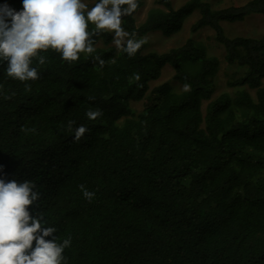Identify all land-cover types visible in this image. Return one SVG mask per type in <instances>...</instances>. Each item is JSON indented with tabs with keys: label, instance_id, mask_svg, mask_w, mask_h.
<instances>
[{
	"label": "trees",
	"instance_id": "1",
	"mask_svg": "<svg viewBox=\"0 0 264 264\" xmlns=\"http://www.w3.org/2000/svg\"><path fill=\"white\" fill-rule=\"evenodd\" d=\"M207 1L154 0L137 24L138 0L122 18L144 41L132 57L103 30L78 61L54 50L43 64L34 58L35 81L0 64V176L35 182L57 242L72 238L67 264H264V31L230 37L222 27L264 18V0ZM194 12L190 33L212 31L231 92L214 96L220 61L201 41L147 51L148 35L169 38ZM165 69L171 79L153 86ZM97 108L103 115L89 120ZM70 121L89 132L74 141Z\"/></svg>",
	"mask_w": 264,
	"mask_h": 264
},
{
	"label": "clouds",
	"instance_id": "2",
	"mask_svg": "<svg viewBox=\"0 0 264 264\" xmlns=\"http://www.w3.org/2000/svg\"><path fill=\"white\" fill-rule=\"evenodd\" d=\"M20 4L17 10L8 0L0 3V64L6 62L5 75L20 82L39 79L32 61L37 58L43 64L46 58L42 53L49 50L67 62L78 61L81 53H94V37L103 30L111 33L116 47L129 57L144 43L122 27V18L136 11L138 0H95L91 7L83 0H20ZM89 24L95 32L88 30ZM95 60L104 66L100 56ZM190 90L191 85L185 84L184 91ZM102 115L98 108L86 112L89 120ZM73 124H68L72 139L79 141L89 129ZM80 187L83 197L91 202L95 192ZM40 199L34 181H6L0 176V264H67L63 253L72 238L57 242V228L39 210Z\"/></svg>",
	"mask_w": 264,
	"mask_h": 264
},
{
	"label": "rangeland",
	"instance_id": "3",
	"mask_svg": "<svg viewBox=\"0 0 264 264\" xmlns=\"http://www.w3.org/2000/svg\"><path fill=\"white\" fill-rule=\"evenodd\" d=\"M143 4L141 11L137 16V24H140L146 15V12L149 8L153 6L154 0H140ZM174 8H179L186 0H171ZM249 0H208V4L213 9L225 8L229 6H239L246 3ZM84 3L88 4L89 7L93 6L94 1H85ZM199 17L198 12H194L190 17H188L183 24L181 31L169 38H165L159 32H154L148 37H146V48L147 51H156L159 53H163L168 51L171 48L179 47L185 43V41L189 38L194 40H198L204 43L207 47L209 46L210 52L215 55L220 61V70L217 76V88L214 91V96L219 95L222 92H231L230 88H227L226 81L228 67L223 58V52L219 49L211 40L212 31L209 29H204L197 34L190 33V26L194 23ZM223 29L226 31L227 35L232 36H245V37H258L264 31V18L261 16H249L245 21L233 25H229L226 23L222 24ZM113 45L116 47L115 43ZM172 77V73L170 69H165L163 74L161 75V80L153 84L157 85L158 83H163L167 80H170ZM132 107L135 110L140 108V105L133 104Z\"/></svg>",
	"mask_w": 264,
	"mask_h": 264
}]
</instances>
